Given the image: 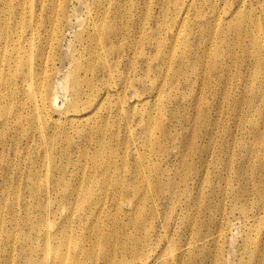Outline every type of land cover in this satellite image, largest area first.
Masks as SVG:
<instances>
[{"label": "rangeland", "instance_id": "374dc122", "mask_svg": "<svg viewBox=\"0 0 264 264\" xmlns=\"http://www.w3.org/2000/svg\"><path fill=\"white\" fill-rule=\"evenodd\" d=\"M175 1L0 0V58L14 31H36L0 74V264H264V0H199L179 29ZM122 20L138 82L68 110L93 34ZM40 47L55 74L33 69ZM47 81L55 104H37Z\"/></svg>", "mask_w": 264, "mask_h": 264}, {"label": "bare ground", "instance_id": "6f19581e", "mask_svg": "<svg viewBox=\"0 0 264 264\" xmlns=\"http://www.w3.org/2000/svg\"><path fill=\"white\" fill-rule=\"evenodd\" d=\"M169 1H171V0H169ZM245 1L246 0H236V5L238 6L240 3H244ZM196 2L198 3L199 0H188V1L187 0H176L175 1L174 6H173V11H174L173 24L171 21V24L173 25V27L177 26V28L179 29V27H181L184 24V22L187 19L182 18V15L186 14V16L188 17L189 11L191 9V5L195 4ZM65 4L66 3L64 1L62 4V7H61V13L60 14H61L62 19L67 20L68 17L66 16V13H64ZM71 17H72V15L70 14L69 19H71ZM32 18L36 19L35 13L31 14L30 19H32ZM214 19L219 20L220 16L215 14L212 20H214ZM123 21L124 20H122L121 23L119 25H117L115 28L109 29L105 32L102 31L101 33L97 32V34H93V37H95L96 39L95 38H92V39H94L95 42H99V44H96V46H95L94 52H96V54L94 57H92L93 65L88 66L86 68H83L82 71L77 70V68L80 69V67H76L74 69V71H76V70L77 71L75 72V76H74V78L71 82L70 88H69V91H70L69 95H70V100L72 99V101H73L72 102L73 108L68 109V110L77 111L76 107L73 105L74 102H77V101L81 102V104H82L81 109L82 110L87 109V108H92V106L94 104H98L99 102H100V104L104 103L105 100L107 99V96L110 92V89L119 88L118 85L120 84V80H122L121 78L123 75H126L127 77H129V81H131V82L138 80V78L136 76V66H135L136 62L134 60L135 59L134 58L135 53L137 52V46L135 44V40H136L135 36L132 34L133 29L135 28L134 30H136L137 27H134V26H136L134 24L133 27H132V25H130V29H127V27H126L127 25L125 24V21L124 22ZM155 23H157V21ZM164 23H165V21L160 19L159 22L156 24V29L158 30V35H161L163 33ZM162 24H163V26H162ZM33 27L30 28L28 31H26L24 35H21V32L18 30L14 31L13 34L10 35V36H12V38L9 39L7 42H5L4 48L13 47V49L11 51H9L8 56L6 58L5 57L0 58V74L2 73L3 69L6 71L11 69L12 63L16 59V56L14 55V50H15V46L18 44V42L21 41L22 39H26L29 35L30 36L32 35L33 37H35L36 31H35V28H33ZM170 30H172V29H170ZM175 34H177V32ZM175 34H173V32H172V34L170 35L169 41H167V43H166V39L164 37H163L164 39H160L158 41L157 46H155V47H157L156 50H158L157 51L158 53H159V51H160V53L164 52V50L163 51L161 50V49H163V46L165 47V49H168L169 42H170V49L173 47V45L178 40V37L175 36ZM153 35H155V34H153ZM255 38H256V42H257L258 46L260 48H263L264 39H262L261 36L257 37V34H256ZM122 40H126V41L122 42ZM41 51H42V48L40 47L37 51V53H38L37 57H35V60H33V62H32L33 69H35V67L37 66L42 72H45V70H43V69H46V72L50 71L52 74H55L57 72V69L55 68L56 65L54 66V63H52V65L49 66L48 68L45 65L43 66V60H42L43 58L41 57ZM145 56H147L146 57V63H147L148 61H150L149 60L150 57H148V55H145ZM153 58L155 59V57H153ZM159 59L161 61L162 66L167 65V60H166L165 56L161 55ZM122 64L124 65V69H125L124 71L121 69ZM71 65H73L74 67L76 65L74 58H70L68 61L69 68H71ZM149 70H150V68H147V70H146L147 74H149L148 73ZM32 73H34V72L32 69H30L29 75H32ZM160 73H161V71H160ZM162 73L166 74L164 70L162 71ZM24 76H25L24 73L20 74L21 78H24ZM153 85H154V88H153ZM153 85H152V89H154V91H156V92H154V93L152 92L153 94L151 95V97L154 96V98L156 99L161 92L158 91L159 87L156 83ZM41 86H44V88H42L40 90L39 96L37 98V104L39 102L44 101V100H47V101L55 104L56 96L54 93H52L53 83H51V81H47V83L45 85H41ZM119 89L121 90V88H119ZM116 92L119 94L118 91H116ZM133 92H134V90H133ZM136 95H137V97L136 96L135 97L137 99L138 94H136ZM136 99L133 102H136ZM96 100L98 103L96 102ZM94 109L97 110L98 107H93V111H96ZM77 115L78 114H73V116H77ZM80 115L84 116L85 114H80ZM47 125H48L47 123H44L42 126V129H46ZM73 192H74V189L70 191L71 194ZM34 207L35 208L40 207V210H39L40 212L43 209H44V212H45V210L47 212L52 210L51 204H46V203L45 204L42 203V205H40V204L34 205ZM54 214L56 215V211L54 212ZM255 215H258L257 211L254 212L250 217L245 215V219L248 220V219L254 218V217H256ZM41 216H42V214L40 215V217ZM52 217H53V215H52ZM43 219H44V221H43ZM37 220H38V223L41 226H43V228L45 226L49 227V224L52 223L49 220L47 221V219L42 218V217H41V219L38 218ZM53 240H54L53 243H54L55 249H56L55 256H57L59 254L57 241H56L55 237H53ZM183 252L184 251H182L181 253H183ZM136 264H140V263H136Z\"/></svg>", "mask_w": 264, "mask_h": 264}]
</instances>
